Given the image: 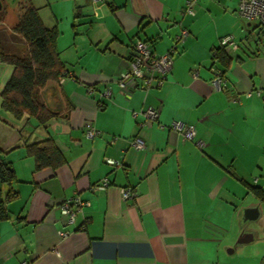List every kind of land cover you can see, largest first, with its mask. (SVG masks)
<instances>
[{"label": "crops", "instance_id": "0c3cea01", "mask_svg": "<svg viewBox=\"0 0 264 264\" xmlns=\"http://www.w3.org/2000/svg\"><path fill=\"white\" fill-rule=\"evenodd\" d=\"M24 1L10 6L12 24L0 23L13 51L22 39L11 28ZM27 1L45 27H57L62 0H52L56 7L51 0ZM63 1L84 28L73 23L67 35L59 31L57 51L68 76L40 92L58 114L45 125L26 114L16 120L0 97V149L18 193L7 205L9 218L0 221V264H264V203L252 191H264V31L237 15L238 0H196L194 15L183 14L185 0ZM242 20L253 28H241ZM180 28L188 35L163 85L124 95L115 80L128 67L133 43L147 40L163 53ZM230 33L239 46L226 49L223 69L211 55ZM215 66L239 101L213 87ZM12 71L0 60V92ZM149 106L160 115L140 127L142 116L133 112ZM174 120L191 123L195 138L172 131ZM88 121L99 130L93 139L85 136ZM135 137L145 149L132 146ZM48 138L64 162L35 169L25 145ZM103 178L106 189L93 191ZM126 186L134 188V198H122ZM74 194L89 204L66 226L60 205ZM247 206L255 210L247 221L253 239L230 253L241 232L238 213Z\"/></svg>", "mask_w": 264, "mask_h": 264}, {"label": "trees", "instance_id": "16d2710c", "mask_svg": "<svg viewBox=\"0 0 264 264\" xmlns=\"http://www.w3.org/2000/svg\"><path fill=\"white\" fill-rule=\"evenodd\" d=\"M20 11L19 20L11 31L25 44L24 54L19 55L17 48L14 51L9 49L10 44L4 42L7 38L1 35L0 30V60L13 66L12 75L0 92L1 107L16 120H20L26 114L27 119L34 117L40 125H45L58 113L48 109L41 99L40 92L48 85H56L59 77L68 76L57 51L59 30L56 26L45 27L39 18L37 8L27 0L20 4ZM213 50L216 56L215 63L221 64L224 69L229 62L227 50L219 45ZM211 61L214 63L213 53ZM25 151L34 159L35 169L49 166L56 168L64 162L62 153L51 138L27 143ZM2 154L0 149V221L9 218L7 205L18 195L13 187L16 181L13 167ZM252 191L259 201L264 203V191L257 188H252Z\"/></svg>", "mask_w": 264, "mask_h": 264}, {"label": "built area", "instance_id": "2783aa9c", "mask_svg": "<svg viewBox=\"0 0 264 264\" xmlns=\"http://www.w3.org/2000/svg\"><path fill=\"white\" fill-rule=\"evenodd\" d=\"M99 1L101 0H91V3L98 5L97 3H99ZM195 2L196 0H185L183 14L194 15L193 4ZM98 9V6H94L95 16L98 15ZM236 12L242 19L249 22H256L261 30L264 31V0H238ZM187 35V29L180 28L170 47L163 53L155 52L150 41L138 40L134 42L131 48V58L128 60V67L115 80L120 91L123 92L124 95H128L132 90L137 88L148 90L150 88L161 87L171 73L174 57L178 53L179 48L183 45ZM218 45L219 47L225 49L229 48L231 50H236L239 46L236 36L232 33L220 37ZM212 53L215 63V51L213 50ZM192 74L196 77L195 71ZM212 74L213 87L217 90L225 91L227 95L231 97L230 99L239 101V96L232 93L226 86L225 72H223L220 67L215 66L212 69ZM66 77L67 76L59 77L58 83H62ZM92 91L93 87L87 89L89 94L92 93ZM103 95L107 97L110 95V88L108 86L104 88ZM133 115L142 116V120L139 121L138 124L140 127H143L158 119L160 108L149 106L139 111H134ZM170 129L180 134L184 140H193L195 138L196 129L191 123L182 120H174L171 122ZM98 134L99 130H97L92 121H88L85 125V136L89 139H93ZM115 139L116 137H113L110 143H113ZM196 145L202 150L205 144L202 140H197ZM132 146L139 150L146 148L145 142L140 137H135L133 139ZM104 162L113 166L121 165L120 161L109 157H104ZM108 185V179L103 178L100 182L92 186V190L103 191ZM121 195L125 200L134 198V188L132 186L121 188ZM88 204V201L82 200L77 194L63 200L60 205V214L64 219L65 225H74L77 213L81 212L82 208ZM84 222H86L85 218ZM68 233L69 232L65 228L59 230V235L61 237L67 236Z\"/></svg>", "mask_w": 264, "mask_h": 264}, {"label": "rangeland", "instance_id": "374dc122", "mask_svg": "<svg viewBox=\"0 0 264 264\" xmlns=\"http://www.w3.org/2000/svg\"><path fill=\"white\" fill-rule=\"evenodd\" d=\"M1 8H0V23H6L7 25H9L10 20L7 19L6 14L9 12V8H11L9 6V3L7 2V0H1ZM60 7H59V13H60V19L59 21H57V28L59 31H63L64 32V36L67 35V28H73L72 24H75V28H84V25L81 24L83 22H77L79 20V17L75 18L74 14H69V12H67V4L64 3V1H60L59 3H57ZM52 7H56V2H53L51 0V4ZM19 12V9H18ZM12 24V23H10ZM241 28H253L252 25L251 26H247V22L242 20V25ZM234 34L236 37L237 35L235 33ZM246 34V32H245ZM237 40V39H236ZM238 42V41H237ZM17 53L20 55L21 53H25L26 48H25V44L23 42H17ZM12 75V72L11 74ZM42 99V97H41ZM252 225V223H251ZM251 225L249 226V224H247L248 227L251 228ZM234 245V244H233Z\"/></svg>", "mask_w": 264, "mask_h": 264}, {"label": "water", "instance_id": "95a60500", "mask_svg": "<svg viewBox=\"0 0 264 264\" xmlns=\"http://www.w3.org/2000/svg\"><path fill=\"white\" fill-rule=\"evenodd\" d=\"M19 1L20 0H7V2L9 3V6H16L19 3ZM0 8H1V3H0ZM53 88H54L53 85H48L46 89L52 91L54 90ZM254 207L256 208V205ZM251 212L253 213L255 212L253 206H247V207H243L240 209L238 213V220H239V226L241 228V232L239 236L237 237L234 245L229 248L230 253L233 252L236 248L243 246L245 244H248L252 241L253 231L249 229L247 226V221L248 219H250L249 214Z\"/></svg>", "mask_w": 264, "mask_h": 264}]
</instances>
